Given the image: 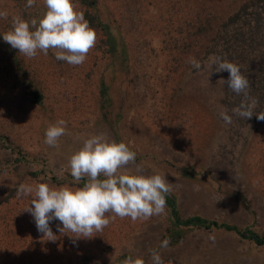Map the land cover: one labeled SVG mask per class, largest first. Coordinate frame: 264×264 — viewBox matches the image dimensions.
Here are the masks:
<instances>
[{
	"label": "rangeland",
	"instance_id": "374dc122",
	"mask_svg": "<svg viewBox=\"0 0 264 264\" xmlns=\"http://www.w3.org/2000/svg\"><path fill=\"white\" fill-rule=\"evenodd\" d=\"M73 3L97 36L79 66L51 49L35 58L13 49L3 40L13 18L39 19L46 7L0 0L8 14L0 18V264H122L129 256L153 264L152 250L164 264H264V245L240 234L264 236V121L255 116L264 111L256 75L264 69V38L252 27L264 28V0ZM218 58L241 68L246 94L227 88L229 73L215 72ZM254 101L251 119L234 111ZM61 119L66 134L50 147L45 131ZM96 134L136 153L125 174L140 166L144 175L166 177L165 209L135 222L117 216L75 243L57 230L60 221H50L56 238L48 240L26 211L32 197H17V188L82 187L87 178L74 181L69 158ZM197 217L218 225L187 223Z\"/></svg>",
	"mask_w": 264,
	"mask_h": 264
},
{
	"label": "clouds",
	"instance_id": "9594fccd",
	"mask_svg": "<svg viewBox=\"0 0 264 264\" xmlns=\"http://www.w3.org/2000/svg\"><path fill=\"white\" fill-rule=\"evenodd\" d=\"M46 7L42 18L30 22L20 17L13 18L12 28L3 34V40L18 49L19 54L35 58L38 52L48 55L55 51V59L72 66L83 64L96 43V32L78 12L73 0H43ZM35 0H27L31 8ZM6 11H0V18H7ZM215 72H228L224 81L227 88L236 94L245 93L249 87L241 68L227 59L215 61ZM255 101L244 110L236 109L240 117L251 119ZM264 121V111L255 113ZM67 122L63 119L50 125L45 131L44 143L58 147L60 137L66 134ZM136 153L124 143L110 140L105 134L90 135L83 140V146L69 158L70 175L79 183L85 177L82 187L67 185L51 187L47 183L34 185L20 184L17 197L31 196V204L26 209L35 220L38 232L44 238L54 241L50 221L58 220L61 234L72 233L73 243L80 238H92L102 232L111 219L130 217L133 222L140 218H150L161 214L166 206V194L171 191L165 176L144 175L140 166L136 174H125L129 164L135 163ZM103 176L104 179H100ZM111 213V218L106 216ZM213 242L214 237H209ZM168 240L162 247H167ZM153 264H164L161 255L152 250ZM122 264H145L142 258L127 257Z\"/></svg>",
	"mask_w": 264,
	"mask_h": 264
},
{
	"label": "trees",
	"instance_id": "16d2710c",
	"mask_svg": "<svg viewBox=\"0 0 264 264\" xmlns=\"http://www.w3.org/2000/svg\"><path fill=\"white\" fill-rule=\"evenodd\" d=\"M245 26H247V25H243V28ZM253 26H257L258 27V30L257 31L262 35V39H263L264 38V28H262V30L259 29V27H262L263 25H252V27ZM249 27L251 29V26L250 25H249ZM249 27H247V29H249ZM235 33H237V30H235ZM199 45L200 46L198 47V53H201L202 54L205 50L207 51V45L204 42L200 43ZM190 47H192V46L190 45ZM257 57H258V54L256 52L255 60H257ZM259 58L264 59V55L260 56ZM261 66L264 67V65H262V64H261ZM256 75L259 76V80L258 81L260 83H264V69L258 70V73ZM167 199H168V196L166 195V201H167ZM173 214L175 215L176 220H179L177 218L178 217V214H177V212L175 210H173ZM187 223H189V224H191V223H197L200 226H205V227H208V228H209V226H217L218 225L217 223H210V224H208V222L206 220H203V219H201L199 217H197L195 219H191ZM223 227L226 228L227 230H235V231L239 232L236 228H234L232 226H229V225H224ZM240 234H241V236H243V238L248 239V240H252L256 244H258L259 246L264 245V236L263 237H260V236H258L257 234H255L253 232H250L248 234L247 233H240Z\"/></svg>",
	"mask_w": 264,
	"mask_h": 264
}]
</instances>
